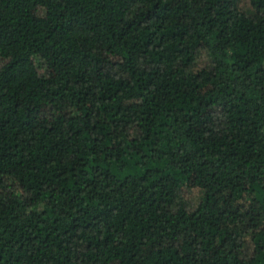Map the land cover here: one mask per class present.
<instances>
[{
  "label": "trees",
  "instance_id": "1",
  "mask_svg": "<svg viewBox=\"0 0 264 264\" xmlns=\"http://www.w3.org/2000/svg\"><path fill=\"white\" fill-rule=\"evenodd\" d=\"M0 264H264V0H0Z\"/></svg>",
  "mask_w": 264,
  "mask_h": 264
},
{
  "label": "rangeland",
  "instance_id": "2",
  "mask_svg": "<svg viewBox=\"0 0 264 264\" xmlns=\"http://www.w3.org/2000/svg\"><path fill=\"white\" fill-rule=\"evenodd\" d=\"M242 7L245 9V10H249V6L247 4V2H243V5ZM196 198V196H194ZM194 201V200H193Z\"/></svg>",
  "mask_w": 264,
  "mask_h": 264
}]
</instances>
